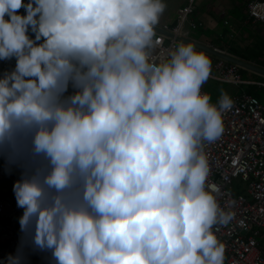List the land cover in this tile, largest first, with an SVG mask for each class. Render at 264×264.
<instances>
[{"label": "clouds", "instance_id": "clouds-1", "mask_svg": "<svg viewBox=\"0 0 264 264\" xmlns=\"http://www.w3.org/2000/svg\"><path fill=\"white\" fill-rule=\"evenodd\" d=\"M165 7L0 0V60L16 61L0 75V159L21 170L23 209L6 264L24 247L51 264H224L212 228L234 213L206 188L202 145L233 100L201 93L211 62L191 43L150 61Z\"/></svg>", "mask_w": 264, "mask_h": 264}, {"label": "built area", "instance_id": "built-area-1", "mask_svg": "<svg viewBox=\"0 0 264 264\" xmlns=\"http://www.w3.org/2000/svg\"><path fill=\"white\" fill-rule=\"evenodd\" d=\"M192 1L175 9V24L169 29L172 36L155 32L154 47L149 50L151 62L159 64L170 57L177 36L187 38L181 26L191 11ZM244 12L252 22L264 23V0H247ZM18 13L26 15L23 7ZM189 26L193 28L195 23L189 22ZM28 34L34 39L31 31ZM15 63V58L0 60V75L13 70ZM211 68L208 79L237 88L231 97L232 109L222 114L221 136L202 145L210 170L206 188H218V192H213L218 205L234 213L228 224L214 225L212 231L225 246L224 264H264V102L242 89L244 85L264 89V81L243 79L237 65L221 58L215 59ZM201 93L207 94L203 87ZM13 185L5 187V193L0 195V264H6L10 255L21 250L19 218L23 211L17 206ZM23 256L22 264H51L50 253L30 247L23 248Z\"/></svg>", "mask_w": 264, "mask_h": 264}, {"label": "crops", "instance_id": "crops-1", "mask_svg": "<svg viewBox=\"0 0 264 264\" xmlns=\"http://www.w3.org/2000/svg\"><path fill=\"white\" fill-rule=\"evenodd\" d=\"M188 0H161L162 3L166 5L164 12L161 14L159 18V22L157 25L154 26V31L156 33H162L164 36H171V34L167 35L165 34L166 30H169L173 25L175 24V9L178 7H181L187 3ZM247 0H193L191 4V11L188 14V16L185 18V20L182 23V30L186 32V36L189 41L196 42L202 45H207L209 47H212L214 49L229 53L232 55L231 52L228 51V46L231 44H223L221 42V46L218 47L215 44V41H218L221 37H223L222 33L227 29L223 28V32H218L216 30L218 23L220 19H222V25H226L228 23V33L233 32V34H229V38H231L230 41L235 38L239 32V41L237 42V45L242 48L244 45L249 44L251 42H261L263 48L261 50V56L258 57L257 60L262 61V56H264V23L254 21L252 22L249 20L245 15L244 12V4ZM236 9H239L242 19H240L241 24H238V21H233L232 24L225 19V15H228L231 13V11H236ZM189 22L195 23V27L190 28ZM225 22V23H224ZM227 22V23H226ZM257 25H261L260 30L255 34L252 35V27H256ZM235 27V33L234 28ZM246 26V27H245ZM204 31V33H203ZM210 32L208 34H205V32ZM252 38H254L252 40ZM247 40V41H246ZM240 41H246L247 43L241 44ZM177 43L181 44H189L187 42H180ZM176 43V44H177ZM219 44V43H218ZM233 46V45H231ZM225 47V48H224ZM196 50H200L201 53H204V55L208 56V59L212 63L217 57L212 56L211 54L207 53L206 51L195 47ZM234 56V55H233ZM255 60L248 61L249 63H252L256 66H259L264 69L263 66L257 65L255 62H259ZM242 69L238 67V71ZM249 71V70H248ZM252 72V71H250ZM240 74V73H239ZM257 74V73H256ZM213 80V79H212ZM253 80V79H252ZM216 81V80H214ZM220 82V81H219ZM224 83V82H222ZM244 87V86H243ZM245 88V87H244ZM236 89V88H235ZM237 90L231 91L228 96L231 98ZM254 95V94H253ZM256 96V95H255ZM258 97V96H257ZM259 99V97H258ZM218 106V105H217ZM2 173V171H1ZM3 174V173H2ZM14 184L10 183L9 185ZM3 186L2 190H0V195L5 193L4 188L9 186ZM23 211V210H22Z\"/></svg>", "mask_w": 264, "mask_h": 264}, {"label": "rangeland", "instance_id": "rangeland-1", "mask_svg": "<svg viewBox=\"0 0 264 264\" xmlns=\"http://www.w3.org/2000/svg\"><path fill=\"white\" fill-rule=\"evenodd\" d=\"M24 2L27 3L28 0H24ZM242 15H241L239 9H236V11H231V13H229L228 15H225L224 18L227 19L231 24H232L233 21H238L239 20L238 24L240 25L241 24L240 19H242L241 18ZM235 27L236 26H233L234 33H235ZM223 28L228 30V23L226 25H222V19H220L216 30L218 32H221L223 30ZM260 28H261V25H257L256 27H252V30H251L252 35L254 36L255 34H257V32L260 30ZM227 30L224 32V34L222 33L223 37H221L218 41H215V44L218 47H220L221 46V42H222L223 44H231L234 47L240 48L237 45V42L239 41V38H238L239 37V32H238L237 36L235 38H233L232 41H230L231 38H229L228 35L229 34L232 35L233 32H229L228 33ZM203 33H204V31H203ZM209 33L210 32H208V31L205 32V34L210 35ZM253 39L254 38H252V40ZM246 41H240V43L243 45V44L247 43ZM179 45H180L179 43H177L175 45V50L178 48ZM196 51L201 53L200 50L199 51L196 50ZM205 56H207V55H205ZM168 59H170V57L166 58L163 62L167 61ZM211 71H212V68H211ZM239 73H240V76L243 79H253V80H263L264 81L263 76H261L259 74H256L254 72H250V71H248L246 69H240ZM202 87L207 92V94L210 96V98H211L210 99V103L215 104V105H218V102H219V100H220V98H221V96L223 94H227L228 95V94H230L231 91L237 90V88L235 86H232V85L227 84V83H222V82H219V81H214L212 79H208L202 85ZM69 92H71L70 89H69ZM259 100L261 102H264L263 95L260 94ZM0 171H2V173H3V174L2 173L0 174V190H2L3 186L9 185L10 183H15L16 181L21 179V170L19 168H17V167H12L11 170H9L7 168V166L5 165V162L2 159H0Z\"/></svg>", "mask_w": 264, "mask_h": 264}, {"label": "trees", "instance_id": "trees-1", "mask_svg": "<svg viewBox=\"0 0 264 264\" xmlns=\"http://www.w3.org/2000/svg\"><path fill=\"white\" fill-rule=\"evenodd\" d=\"M246 16V15H245ZM228 51L232 53V55H234L235 57H238L242 60L245 61H251V60H257L259 56H261V50L263 48L261 42H251L249 44L244 45L242 48H237L234 46L229 45L228 47ZM262 61L257 60L259 62H255L257 65H261L264 67V56H262ZM264 78V77H263ZM245 87V88H244ZM244 87H242V89L250 94H254L256 96H260L263 95L264 93V89L263 88H258L254 85H244ZM23 210V209H22Z\"/></svg>", "mask_w": 264, "mask_h": 264}, {"label": "water", "instance_id": "water-1", "mask_svg": "<svg viewBox=\"0 0 264 264\" xmlns=\"http://www.w3.org/2000/svg\"><path fill=\"white\" fill-rule=\"evenodd\" d=\"M5 18L8 19L7 16ZM163 32H165V34H167V35L170 34L168 31H163ZM176 39L178 41H180V42L191 43L195 47H198V48L206 51L207 53L211 54L214 57L224 59V60H226L228 62H231V63L237 65L238 67H240L242 69H246V70L252 71V72L257 73V74H259V75L264 77V69L259 67V66L254 65L252 63H249L248 61L242 60V59H240L238 57H235V56H233V55H231L229 53L214 49V48L209 47L207 45H202V44H199V43H196V42L189 41L188 39H184V38H182L180 36H177Z\"/></svg>", "mask_w": 264, "mask_h": 264}]
</instances>
